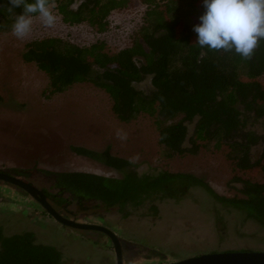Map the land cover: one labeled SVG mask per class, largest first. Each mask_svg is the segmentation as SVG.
<instances>
[{"label": "rangeland", "instance_id": "1", "mask_svg": "<svg viewBox=\"0 0 264 264\" xmlns=\"http://www.w3.org/2000/svg\"><path fill=\"white\" fill-rule=\"evenodd\" d=\"M128 1L126 7L110 13L103 32L87 21L66 23L56 2L53 12L57 23L53 27L45 28L37 14L33 15L32 31L23 40L17 39L12 29L0 30V169L27 170L29 175L24 180L59 193L52 172L85 171L123 177L127 170L112 168L73 150L78 146L100 152L108 148L113 155L127 159L138 154L140 159L133 168L140 175L163 170L192 173L219 195L241 197L243 183L236 178L264 181V175L239 169L227 144L216 148L214 142L204 141L196 153L167 157L159 145L158 114L142 112L131 121H121L104 89L86 81L53 92L49 75L35 62L23 59L28 43L48 37L81 46L103 40L111 54L132 45L140 37L147 4L143 0ZM198 7H203V0ZM260 79L264 81V75ZM150 86L146 79L138 88ZM194 126L189 124V137ZM250 129L264 134V117ZM118 130L127 133L126 140L117 138ZM189 137L186 145L190 144ZM260 151L261 146L252 148L253 160L259 158ZM6 193L22 204L12 212L8 211L13 210L11 205L0 202V229L5 235L32 231L38 243L53 245L62 252L64 264H117L114 245L103 232L65 226L26 195ZM61 196L72 200L62 210L67 217H78L81 222L99 224L113 232L118 227L115 233L145 259L141 264H149L148 259L151 264H160L212 252H264V225L217 201L203 186H192L178 199L156 197L140 206L124 208L106 207L93 200L82 205L69 193Z\"/></svg>", "mask_w": 264, "mask_h": 264}, {"label": "trees", "instance_id": "2", "mask_svg": "<svg viewBox=\"0 0 264 264\" xmlns=\"http://www.w3.org/2000/svg\"><path fill=\"white\" fill-rule=\"evenodd\" d=\"M54 0L63 20L69 24L87 21L103 32L113 10L128 0ZM147 4L140 37L117 53L106 50V42L81 46L60 37H48L27 44L26 62H35L50 78L53 92H62L77 82L89 81L109 93L113 112L121 121H131L140 113L158 114L159 145L167 157L196 153L206 142L219 148L227 144L237 167L264 175V134L250 127L264 117V39L250 60L232 52L200 48L194 42V25L204 7L199 0H143ZM159 1H165L163 5ZM201 1V0H200ZM34 2V0H29ZM7 0H0V6ZM22 7L8 11L0 7V30L12 29ZM37 15V14H33ZM195 17V18H194ZM146 79L149 88H138ZM194 129L189 137V124ZM189 137V145L186 141ZM261 146L253 160L252 148ZM77 153L97 159L107 166L127 170L121 178L85 171L49 173L59 193L44 190L61 207L73 200H93L106 207L140 206L156 197L181 198L192 186H203L218 201L245 213L264 225V181L236 178L243 183L241 197L219 195L203 179L192 173L138 174L129 159L113 155L109 149L96 151L73 147ZM10 172L28 176L29 171ZM0 264H64L62 252L53 245L38 243L35 233L25 231L5 235L0 229Z\"/></svg>", "mask_w": 264, "mask_h": 264}, {"label": "clouds", "instance_id": "3", "mask_svg": "<svg viewBox=\"0 0 264 264\" xmlns=\"http://www.w3.org/2000/svg\"><path fill=\"white\" fill-rule=\"evenodd\" d=\"M8 11L22 7V14L16 16L12 34L19 40L25 39L32 31L33 14L45 28L57 23L53 12L54 0H7ZM204 13L200 23L194 25L195 44L213 51L232 52L250 60L261 39H264V0H203ZM117 138L127 139V133L118 130ZM140 157L129 158L136 164Z\"/></svg>", "mask_w": 264, "mask_h": 264}, {"label": "water", "instance_id": "4", "mask_svg": "<svg viewBox=\"0 0 264 264\" xmlns=\"http://www.w3.org/2000/svg\"><path fill=\"white\" fill-rule=\"evenodd\" d=\"M0 180L9 182L14 186L26 191L31 197L39 202L55 220L61 224L83 231H101L107 234L111 238V241L114 245L117 264H125L121 241L119 237L109 228L95 223L81 222L77 218L71 219L67 217L62 210L59 211L53 207V205H51V203L48 201L47 195L43 192V190L29 182H26L20 177L0 171ZM163 264H264V252H212Z\"/></svg>", "mask_w": 264, "mask_h": 264}, {"label": "flooded vegetation", "instance_id": "5", "mask_svg": "<svg viewBox=\"0 0 264 264\" xmlns=\"http://www.w3.org/2000/svg\"><path fill=\"white\" fill-rule=\"evenodd\" d=\"M0 171H3V172H6L10 175H13V176H18L16 175L15 173L13 172H10L11 170L10 169H0ZM20 178H26V176H22V175H19ZM24 180V179H23ZM26 181V180H25ZM28 182V181H26ZM30 183V182H29ZM39 188V187H38ZM42 190V189H41ZM45 189H43V192H44ZM6 191H12L14 194H17V195H21V196H24L26 195V197H29L32 199V201H35L41 208L42 205L37 202L33 197H31L26 191H24L23 189L19 188V187H16L14 186L13 184L9 183V182H5L3 180H0V202L2 204H4L5 206H10L11 205V208L13 210H8V211H17L18 209L15 207V206H18L17 204L18 203H21L22 201L20 200H17L13 197H11L10 194L6 193ZM46 191V190H45ZM45 193V192H44ZM46 194V193H45ZM48 197V195H47ZM17 200L16 203H13ZM48 201L51 203V205H53V207H55L57 210H63L65 208H68L70 204L66 205V203H63L61 207L59 206H56V204L50 199V197H48ZM85 201H83L82 205H84ZM22 204V203H21ZM38 207V206H37ZM16 208V209H15ZM44 209V208H43ZM45 210V209H44ZM46 211V210H45ZM63 213L65 214V212L63 211ZM74 216V215H73ZM78 218V217H77ZM87 223V222H86ZM118 231V227L116 228ZM116 229H114V233L116 232ZM90 232V231H88ZM117 233V232H116ZM115 233V234H116ZM104 235H106L109 240L111 241V238L104 233ZM117 235V234H116ZM121 241V244H122V248H123V255H124V260H125V264H126V261L128 262L127 264H141V260L143 259L142 256H137L140 252L137 251V250H132L133 247H131L130 244H128L124 239L121 238V236L117 235ZM112 242V241H111ZM132 250V251H131ZM140 259V260H139ZM145 260V259H143ZM149 261H151V259H148L147 263L151 264ZM165 262H162L160 264H163Z\"/></svg>", "mask_w": 264, "mask_h": 264}]
</instances>
